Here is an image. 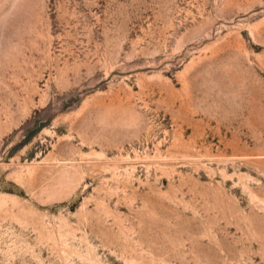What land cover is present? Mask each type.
I'll return each instance as SVG.
<instances>
[{"label":"rangeland","instance_id":"374dc122","mask_svg":"<svg viewBox=\"0 0 264 264\" xmlns=\"http://www.w3.org/2000/svg\"><path fill=\"white\" fill-rule=\"evenodd\" d=\"M0 264H264V0H0Z\"/></svg>","mask_w":264,"mask_h":264}]
</instances>
